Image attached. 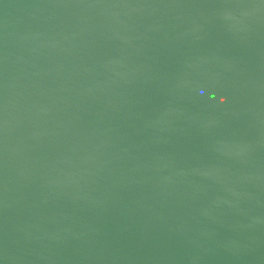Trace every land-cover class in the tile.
I'll return each mask as SVG.
<instances>
[{
    "label": "water",
    "instance_id": "1",
    "mask_svg": "<svg viewBox=\"0 0 264 264\" xmlns=\"http://www.w3.org/2000/svg\"><path fill=\"white\" fill-rule=\"evenodd\" d=\"M0 264H264V0H0Z\"/></svg>",
    "mask_w": 264,
    "mask_h": 264
}]
</instances>
